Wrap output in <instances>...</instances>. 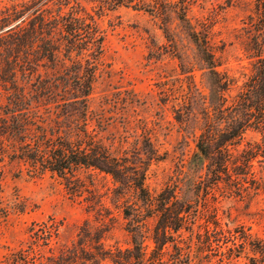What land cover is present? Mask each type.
I'll return each mask as SVG.
<instances>
[{"label":"trees","instance_id":"16d2710c","mask_svg":"<svg viewBox=\"0 0 264 264\" xmlns=\"http://www.w3.org/2000/svg\"><path fill=\"white\" fill-rule=\"evenodd\" d=\"M90 1H98L108 10L124 6L148 11L160 18L162 29L171 40L172 20H179L208 71L209 81L205 97L196 87L193 75H189L191 86L185 118L190 107L199 108V134L193 161L201 165L203 172L187 174V182L193 185L196 195L201 192L204 197L219 189L236 196L259 190L253 163L258 158L259 162L264 160V0H256L257 20L251 23L254 33L247 45L254 58L251 75L229 101L232 80L217 70L219 64L209 37L193 27L186 0ZM26 3H16L0 12V85L8 93L5 103H0V143L6 142V151L2 154L24 166L31 176L49 172L60 178L72 197L88 190L86 179L91 183L95 175H109L115 185V198L132 195L130 203L122 202L131 246L106 248L102 228H92L84 222L71 245L58 253L36 257V254L30 255L28 249H19L10 253L7 264H100L105 260L113 264H164L163 249L167 245L183 255L182 248L174 243V235L182 229L191 231L192 206L189 200L178 197L177 183L165 186L156 196L150 193L145 183L146 171L151 161L158 160L150 138L145 136L141 146L133 150L122 144L115 149L113 141L107 144L99 131L89 129L88 101L97 79L95 61L104 40L94 18L79 15L82 7L76 0H31L30 6ZM26 12L30 15L24 16ZM36 62L53 74L49 79H38L28 88L26 84L30 79L24 80V70L32 63L38 64ZM181 70L191 72V69L184 71L183 65ZM18 72L24 84L18 82ZM40 98L55 104L56 119L40 116ZM63 115L68 117H65L68 125H63L59 119ZM248 131L256 132L260 139L247 141L241 147ZM140 151L145 158L138 156ZM92 204L104 208L100 199ZM152 216L156 217L150 236L154 247L147 253L144 241L149 236L145 235V219ZM212 223L215 227L212 242L220 238L224 243L230 241L229 257L240 254L235 245L241 249L249 246L254 253L248 257L249 264H264L261 240L244 231L237 235L238 227L235 233L228 231L226 235L217 219ZM35 225L39 228L30 229L33 244L42 240L43 245H48L53 236H58L56 223ZM206 243L210 246L211 242L207 239ZM255 253L261 256L260 260Z\"/></svg>","mask_w":264,"mask_h":264},{"label":"rangeland","instance_id":"374dc122","mask_svg":"<svg viewBox=\"0 0 264 264\" xmlns=\"http://www.w3.org/2000/svg\"><path fill=\"white\" fill-rule=\"evenodd\" d=\"M26 1V6H30L31 0H0V12ZM76 1L82 7L79 15H91L104 35L101 54L95 61L97 79L88 101L89 129L99 131L105 143L113 141L115 149L120 144L131 150L139 148L145 136L149 137L158 154V160L151 161L146 171L145 183L150 193L156 196L165 186L177 183L178 197L191 203V231L182 229L174 235V243L182 248L183 255L167 245L163 249L164 264H249L248 257L254 255L249 246L241 249L235 245L236 251L241 252L237 257H229L230 241L224 243L220 238L212 242L215 238L212 221L217 219L226 235L238 227L237 235L244 231L264 243V160L259 162L258 158L253 163L260 189L249 190L242 196L229 195L223 189L213 190L206 197L201 192L196 195L193 185L187 182V174L201 172V165L193 161L199 134V108L190 107L185 118L191 86L189 75H193L196 87L205 97L209 81L208 71L179 20H172L171 40L164 33L160 18L148 11L124 6L108 10L98 1ZM186 1L193 27L209 37L219 64L217 70L232 80L229 101L252 72L254 58L247 45L254 33L251 23L257 20L256 0ZM28 15L30 12L24 14ZM36 63L24 70V80L30 79L26 84L28 88L38 79H49L53 74L40 62ZM181 65L184 71L191 69V72H183ZM24 80L18 72V82L24 84ZM7 94L0 85L1 104L5 103ZM40 100V116L56 119L55 104L47 103L45 98ZM65 117L59 119L63 125H68ZM259 139L256 132L248 131L241 147L247 141ZM5 144L0 143V264H7L10 253L19 249H28V253L36 257L58 253L71 245L84 222L92 228H102L106 248L131 246L122 202L130 203L132 195L115 198V185L109 175H95L91 183L86 179L88 190L72 197L60 178L49 172L31 176L24 166L2 154L6 151ZM138 156L145 158L143 151ZM97 199L104 208L92 204ZM155 221L154 216L145 219V235L149 236L144 241L147 253L154 247L150 236ZM42 223H56L58 236H53L48 245H43L42 240L33 244L30 229L39 228L33 224ZM255 257L261 259L258 253ZM100 264L113 263L105 260Z\"/></svg>","mask_w":264,"mask_h":264}]
</instances>
